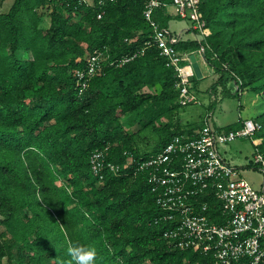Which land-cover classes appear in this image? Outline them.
Masks as SVG:
<instances>
[{
    "label": "trees",
    "instance_id": "trees-1",
    "mask_svg": "<svg viewBox=\"0 0 264 264\" xmlns=\"http://www.w3.org/2000/svg\"><path fill=\"white\" fill-rule=\"evenodd\" d=\"M5 1L0 264H66L75 244L94 247L96 264H208L212 256L176 247L165 235L172 223L148 171L137 167L174 135L204 125L182 124L179 77L153 40L148 0H13L2 10ZM200 9L210 33L191 28L197 36L177 48L201 53L213 68L209 91L235 83L263 92L264 0H201ZM154 17L168 28L172 15L160 5ZM96 50L104 59L80 93L75 73ZM254 119L264 154V111ZM241 125L242 118L229 130ZM97 149L119 168L95 174ZM198 199L222 219L216 197Z\"/></svg>",
    "mask_w": 264,
    "mask_h": 264
},
{
    "label": "built area",
    "instance_id": "built-area-1",
    "mask_svg": "<svg viewBox=\"0 0 264 264\" xmlns=\"http://www.w3.org/2000/svg\"><path fill=\"white\" fill-rule=\"evenodd\" d=\"M160 5L173 7L179 17L192 21L193 29L204 34H209L210 29L200 9L201 0L147 1L144 14L153 31V40L166 64L176 71L179 102L187 105L197 100L190 86L194 71L187 63V54L177 48L182 40L181 32L161 27L154 17ZM103 59V53L96 50L87 57L86 65L77 69L80 93L88 87ZM261 127L260 121L248 117L242 119L237 129H217L207 113L204 125L193 134L174 135L161 151L138 162V170L148 171L153 190L158 192L157 202L164 209V218L172 223L165 235L171 237L176 247L212 256L208 264H264V183L255 187L221 156L218 148L219 144L238 136H252ZM104 155L103 150L97 149L91 156L92 169L97 175L105 165L113 170L119 168L115 162H106ZM253 162L264 175V154L258 147ZM203 194L218 199L220 216L217 217L222 219L216 220L208 201L198 199Z\"/></svg>",
    "mask_w": 264,
    "mask_h": 264
},
{
    "label": "rangeland",
    "instance_id": "rangeland-1",
    "mask_svg": "<svg viewBox=\"0 0 264 264\" xmlns=\"http://www.w3.org/2000/svg\"><path fill=\"white\" fill-rule=\"evenodd\" d=\"M12 1L6 0L1 9H8ZM192 25V21L178 17L170 22V28H178V31L183 30L182 32L187 33L186 35L190 34L191 36L188 37L191 38L194 37L192 33H189L193 32L190 30ZM202 66L204 70L203 77H197L195 81H192L191 77L190 83L191 88L197 95V100L181 109L179 114L182 116V121H186L184 118L187 115L194 123L200 124L203 122L205 115L209 113L214 128L227 131L231 127L236 128L240 118H255L264 111V91L261 93L249 92L245 89L239 91L235 83L230 84L229 91H224L221 87L209 91L217 76L209 64ZM257 138H260L258 132L252 136H238L232 141L219 144L218 148L220 154L240 171L242 177L249 180L255 187H261L264 182V175L262 170L255 167L253 162L257 149L254 140ZM141 145V149L146 146ZM148 148L146 147L143 151L148 150Z\"/></svg>",
    "mask_w": 264,
    "mask_h": 264
},
{
    "label": "clouds",
    "instance_id": "clouds-1",
    "mask_svg": "<svg viewBox=\"0 0 264 264\" xmlns=\"http://www.w3.org/2000/svg\"><path fill=\"white\" fill-rule=\"evenodd\" d=\"M70 260L66 264H96L97 250L94 247L75 244L67 249Z\"/></svg>",
    "mask_w": 264,
    "mask_h": 264
},
{
    "label": "crops",
    "instance_id": "crops-1",
    "mask_svg": "<svg viewBox=\"0 0 264 264\" xmlns=\"http://www.w3.org/2000/svg\"><path fill=\"white\" fill-rule=\"evenodd\" d=\"M168 11H169V13L172 15V18H171V20H170V22L175 18V17H178V18H181V17H179L176 13H175V10H174V8L173 7H168ZM170 24V23H169ZM168 28L169 29H171L172 31H175V32H181V34H182V40L183 39H185V38H189L188 36H191L190 34H188V35H186L187 33H183L182 31L183 30H181V31H178L177 29L178 28H174V29H172V28H170V25L168 26ZM189 29V28H188ZM187 29V30H188ZM186 30V31H187ZM189 33H192L193 35H194V37H196L197 36V34L193 31V32H189ZM202 33V32H201ZM185 35V36H184ZM186 54H187V56H188V59H187V63H189L191 66H192V63H193V61H192V56H194L195 57V61L198 63V65H199V68H200V70H201V75L200 76H197L196 74H195V71H194V69H193V71H194V74L197 76V77H203V75H204V70H203V66L202 65H205V64H208L207 62H206V60L204 59V57L202 56V54L201 53H199V52H185ZM192 68H193V66H192ZM215 73V72H214ZM182 117V116H181ZM245 118H248V117H245ZM249 118H253V117H249ZM184 119H186V121H182V123L183 124H187V123H194V121H192V120H190L189 118H188V116L186 115V118H184ZM242 119H244V118H242ZM183 120V119H182ZM255 142V145L257 144V143H259L260 141H261V138H257V139H255L254 140ZM222 156V155H221ZM223 157V156H222ZM227 162H229L230 163V161L228 160V159H226L225 157H223ZM231 164V163H230ZM232 165V164H231ZM235 167V166H234ZM240 172V171H239ZM245 178V177H244ZM264 183V182H263ZM263 185V184H262Z\"/></svg>",
    "mask_w": 264,
    "mask_h": 264
},
{
    "label": "water",
    "instance_id": "water-1",
    "mask_svg": "<svg viewBox=\"0 0 264 264\" xmlns=\"http://www.w3.org/2000/svg\"><path fill=\"white\" fill-rule=\"evenodd\" d=\"M192 61H193L192 66H193V69L195 71V74L197 76H200L201 75V70L199 68L198 63L195 61V57L194 56H192Z\"/></svg>",
    "mask_w": 264,
    "mask_h": 264
}]
</instances>
